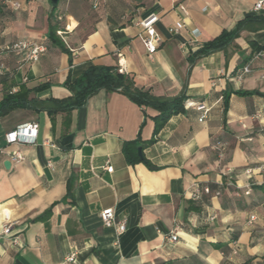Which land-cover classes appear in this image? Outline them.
I'll return each instance as SVG.
<instances>
[{"label":"crops","instance_id":"obj_1","mask_svg":"<svg viewBox=\"0 0 264 264\" xmlns=\"http://www.w3.org/2000/svg\"><path fill=\"white\" fill-rule=\"evenodd\" d=\"M15 1L17 10L0 4V47L29 41L45 51L31 64L0 55V102L11 88L67 99L65 82L90 67L185 100L156 134V110L104 90L68 112L25 107L1 117L0 231L13 223L23 247L0 238V264H264V10L253 12L255 0H99L97 9L88 0ZM151 14L160 42L149 55L137 23ZM245 20L232 44L189 59ZM31 122L34 144L6 142ZM137 138L143 161L130 165L123 145ZM105 209L122 233L103 226Z\"/></svg>","mask_w":264,"mask_h":264},{"label":"trees","instance_id":"obj_2","mask_svg":"<svg viewBox=\"0 0 264 264\" xmlns=\"http://www.w3.org/2000/svg\"><path fill=\"white\" fill-rule=\"evenodd\" d=\"M247 21L239 22L231 31H222L216 38L206 42L193 57L189 58L194 61L210 53L220 51L233 43L239 33L244 30ZM57 26H51L48 38L56 41L55 31ZM62 44V43H61ZM60 44V45H61ZM65 87L71 93V96L64 100H35L28 99L25 94L15 93L4 96L0 102V118L9 114L11 111L20 108H36L37 110L46 111L47 113L68 112L72 109L83 106L87 99L104 90L107 93L118 92L127 97L131 102L141 108H152L158 112L155 120L156 129L167 121V119L176 113L183 111L184 96L171 99L155 97L148 90L140 89L136 86L134 77L123 74L113 67H90L85 70L77 79L65 82ZM226 105V101L224 103ZM154 139L143 142L141 145H150ZM138 138L133 142H127L123 145V155L126 162L134 165L136 162L143 161L136 155Z\"/></svg>","mask_w":264,"mask_h":264},{"label":"built area","instance_id":"obj_3","mask_svg":"<svg viewBox=\"0 0 264 264\" xmlns=\"http://www.w3.org/2000/svg\"><path fill=\"white\" fill-rule=\"evenodd\" d=\"M92 9H97L99 5V0H88ZM0 4H9L14 10H17L20 7V4L15 0H0ZM264 10V0H255L253 5V12L259 13ZM159 18L155 14H151L139 21L137 25L140 27L141 32L139 37L141 42L149 55L155 53L158 44L160 42V37L155 31V25L157 24ZM177 29H170V33L176 32ZM45 51V47L40 44L32 43L29 41H19L12 45H7L0 47V55L2 54H10L19 58L20 63H35L39 60L40 55ZM250 70L248 67L243 68V73L247 74ZM3 73V69L0 66V74ZM17 92L16 88H11L8 91V95H13ZM197 110L202 111L199 121H202L205 118V114L207 110H205L204 106H197ZM260 115H256V118H259ZM38 132V125L36 123H27L14 131L9 132L5 135V140L8 144L11 143H22V144H34L35 139ZM14 160L19 161L22 160L21 155L15 154L13 157ZM108 173L112 172V167L108 166L105 168ZM245 173L250 175L251 171L246 170ZM204 194H209V189L205 188L202 190ZM201 194L200 190H195L190 196L192 199H199ZM218 195V193H216ZM100 219L105 227L116 225V229L119 233H122L125 229L124 222L114 224V212L112 209H105L100 213ZM254 220V216L250 217V221ZM12 226L13 223L8 222L5 224L0 231V238H4L12 247L21 248L23 247L22 242L20 241L17 235H12ZM176 231L172 232L168 238L170 242H175L177 240ZM74 261V254H70L65 258V262L72 263Z\"/></svg>","mask_w":264,"mask_h":264},{"label":"water","instance_id":"obj_4","mask_svg":"<svg viewBox=\"0 0 264 264\" xmlns=\"http://www.w3.org/2000/svg\"><path fill=\"white\" fill-rule=\"evenodd\" d=\"M56 1L57 0H52L53 3H56ZM137 152H138V156L141 157V149L140 148L137 149ZM4 165H5V167H7L8 163H5Z\"/></svg>","mask_w":264,"mask_h":264}]
</instances>
